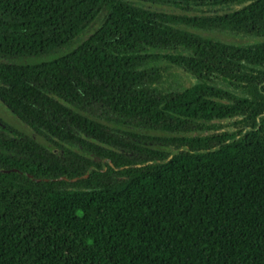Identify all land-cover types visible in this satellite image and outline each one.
<instances>
[{
	"label": "trees",
	"instance_id": "16d2710c",
	"mask_svg": "<svg viewBox=\"0 0 264 264\" xmlns=\"http://www.w3.org/2000/svg\"><path fill=\"white\" fill-rule=\"evenodd\" d=\"M0 58V264H264V0H0Z\"/></svg>",
	"mask_w": 264,
	"mask_h": 264
},
{
	"label": "rangeland",
	"instance_id": "374dc122",
	"mask_svg": "<svg viewBox=\"0 0 264 264\" xmlns=\"http://www.w3.org/2000/svg\"><path fill=\"white\" fill-rule=\"evenodd\" d=\"M165 10H173L171 7L164 6ZM205 36L210 37H216L228 42H235V43H249V42H255L254 39H246L243 37H237L233 35H229L226 33L221 32H202ZM49 59V58H48ZM16 62L23 63V64H34L37 62H40L41 59L39 58H24V59H14ZM0 61L2 62H8L9 59L0 58ZM0 118L6 122L7 124L15 127L16 129L26 132L32 136H34L39 142L42 144L48 145L49 142L46 138L40 136L39 134L35 133L32 129H30L28 126L23 124L17 116H15L4 104L2 101H0ZM50 145V144H49Z\"/></svg>",
	"mask_w": 264,
	"mask_h": 264
},
{
	"label": "water",
	"instance_id": "95a60500",
	"mask_svg": "<svg viewBox=\"0 0 264 264\" xmlns=\"http://www.w3.org/2000/svg\"><path fill=\"white\" fill-rule=\"evenodd\" d=\"M32 178H34L33 176H32ZM63 179H66V178H63ZM69 180V179H68ZM77 180V178H75V179H73V181H76Z\"/></svg>",
	"mask_w": 264,
	"mask_h": 264
}]
</instances>
